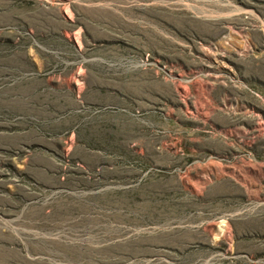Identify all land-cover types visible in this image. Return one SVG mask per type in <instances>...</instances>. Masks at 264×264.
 I'll list each match as a JSON object with an SVG mask.
<instances>
[{
    "label": "rangeland",
    "instance_id": "obj_1",
    "mask_svg": "<svg viewBox=\"0 0 264 264\" xmlns=\"http://www.w3.org/2000/svg\"><path fill=\"white\" fill-rule=\"evenodd\" d=\"M0 264H264V0H0Z\"/></svg>",
    "mask_w": 264,
    "mask_h": 264
}]
</instances>
